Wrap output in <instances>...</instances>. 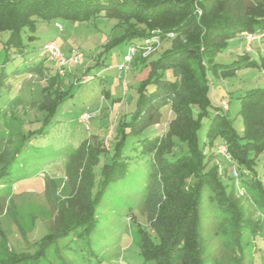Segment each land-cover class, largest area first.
Returning <instances> with one entry per match:
<instances>
[{
  "label": "trees",
  "instance_id": "trees-1",
  "mask_svg": "<svg viewBox=\"0 0 264 264\" xmlns=\"http://www.w3.org/2000/svg\"><path fill=\"white\" fill-rule=\"evenodd\" d=\"M239 1L242 0H0V31L9 33L5 42L8 58L12 48L15 55L27 52L28 42L37 38L38 19L53 21L65 16L85 20L102 12L108 18L117 19L116 25L124 29L120 36L108 39L105 47L109 50L121 43L137 45L140 56L137 52L132 62L134 59L145 61L152 54L151 51L144 55L147 40H151L150 45L155 50L162 39L172 44L152 61L150 76L140 87L137 108L130 119L119 121L116 136L105 141L91 134L68 153L65 178L69 195L52 199L55 215L51 231L38 242L37 252L23 254L4 264H40L41 257L51 246L60 252L61 241L68 242L67 249H72L73 242L78 240H86L89 247L90 235L99 221V204L109 188L126 178L130 170L129 138H140L150 126L158 125L161 109L167 104L174 113L168 127L130 143L133 144L131 149H136L135 154L150 156V170L142 195L149 191L153 178L158 180L162 194L153 231L137 225L142 235L140 254L146 262L154 260L155 264H219L206 260L208 254H204L199 242L203 187L210 188V184L216 193L212 198L226 215L221 223L222 231L229 236L226 246L235 253L237 261L248 256L247 250L254 238L264 235V221H254L249 215L247 207L237 198L236 182L250 185L255 191L256 205L264 209V181L255 168L259 155L264 152V87L252 89L241 97L239 113L243 126L238 132L228 114L230 101L222 98L220 108L213 106L210 82L211 70L224 75V68L233 69L232 64L215 60L229 38L245 32H264V1L245 16L237 11ZM136 37L144 42L135 43ZM73 49L62 51L68 54ZM42 54L48 56L44 45ZM37 61L16 71L40 74L41 69L47 76V84L41 86L38 93L41 98L34 102L42 116L30 120L41 124L22 135L20 144L13 147L12 156L6 160L1 158V183L9 179L19 153L35 137L47 133L62 104L73 97V87L88 82L84 77H96L88 75L91 64L84 62L65 67V74L61 75L56 61L55 73H50L43 62ZM252 62L255 61H249ZM167 68L173 69L171 79L163 75ZM3 77L2 74L0 96ZM73 78L78 80L76 84ZM148 82L153 83L151 89L147 88ZM223 99L229 103L227 109L221 104ZM211 108L216 111L201 142L199 131L205 118L210 116ZM2 110L0 108V119L5 116L6 110ZM85 113L89 114L83 111L80 121ZM221 145L227 146L229 158L219 152ZM177 150L181 153L172 158V154H178ZM222 161L239 166V169L234 167L237 177L233 175L234 170L231 175L226 174L231 179L228 185L224 183L227 167L223 169ZM66 257L60 252L62 264H72Z\"/></svg>",
  "mask_w": 264,
  "mask_h": 264
},
{
  "label": "rangeland",
  "instance_id": "rangeland-1",
  "mask_svg": "<svg viewBox=\"0 0 264 264\" xmlns=\"http://www.w3.org/2000/svg\"><path fill=\"white\" fill-rule=\"evenodd\" d=\"M261 1H239L237 11L245 16L248 11L255 10L254 6H258ZM117 23V19L108 18L103 12L93 14L85 20L65 16L53 21L38 19L37 38L28 42L27 52L15 55L12 48L9 50V58L5 46L9 33L0 31V76L4 75L0 108L6 110L5 116L0 119V160L12 156L13 147L20 144L22 135L41 124L30 120L42 116L34 102L41 98L38 93L41 86L47 84V76L41 69L40 74L18 73L16 70L24 69L26 65L38 60L37 62L41 61L48 67L50 73H55L58 64L46 54L43 55L44 52L42 54L43 45L55 41L64 51L73 48L83 51L86 56L84 63L91 64L88 75L96 76L95 79L84 77L88 82L73 87V97L62 104L53 123L48 126L47 133L35 137L19 153L17 161L12 165L9 179L0 182V264L23 254L34 255L37 252L38 242L51 231L55 215L52 199L56 196L64 199L69 195L65 178L68 153L91 134H97L105 141L116 136L119 121L123 118L130 119L137 108L141 96L140 87L150 76L152 61L172 47L169 40L162 39L156 50L152 48V54L145 61L134 59L127 71L122 70L120 66L123 56L128 53L130 44L121 43L109 50L105 47L108 39L118 37L124 31ZM60 25L63 29L59 28ZM259 33L262 34L258 35L259 39L255 41L253 48L248 45L246 50L241 36L229 38L227 45L216 54L215 60L225 65L232 64V71L226 67L224 75H217L212 70L210 72L213 106L220 108L222 98L230 101L228 114L238 132L242 131L243 126L239 113L241 97L252 89L264 87V32ZM134 42L143 43L144 39L141 41L136 37ZM253 49L255 53H252ZM137 56H140V52ZM99 59L104 62H98ZM250 60L255 62L249 63ZM163 75L173 78V69H165ZM73 80L74 84L78 82L75 78ZM152 85L153 83L148 82L147 88L151 89ZM161 110L158 125L150 126L140 138L168 127L174 113L170 104L163 106ZM83 111L91 115L89 125L80 121ZM215 111V108H211L210 116L203 121L199 131L201 142ZM140 138L130 137L128 140L130 170L126 178L109 188L99 204V221L90 235V246H86V240L73 242L72 249L66 248L67 241L59 243L60 252L67 256L68 262L155 264L154 260L146 262L140 254L142 235L137 225L153 231L152 227L157 223L160 212L162 194L158 180L153 178L149 191L142 195L150 170V156L135 154L136 149H131L133 144H130L134 139ZM177 153L171 157L176 158L181 152L177 150ZM222 162L223 169L227 167L225 175H231L234 167L239 169L237 164L234 166L226 161ZM2 168L3 164L0 162V170ZM255 168L264 181V152L259 155ZM229 175L224 177L225 185L231 182ZM193 180L194 178L191 179L192 182ZM244 184L236 182L237 198L247 207L254 221H264V209L256 205L255 191L250 185ZM209 186L206 189L203 187L204 200L199 210L202 216L199 242L204 254H208L206 260L219 264H264V235L254 238L247 250L248 256L241 261H237L235 253L226 246L229 236L221 228L226 215L220 209L218 201L212 198L216 193L210 184ZM60 252H56L54 246H51L39 263L62 264Z\"/></svg>",
  "mask_w": 264,
  "mask_h": 264
},
{
  "label": "built area",
  "instance_id": "built-area-1",
  "mask_svg": "<svg viewBox=\"0 0 264 264\" xmlns=\"http://www.w3.org/2000/svg\"><path fill=\"white\" fill-rule=\"evenodd\" d=\"M60 29H62V26H59ZM246 39L248 40V43H250L253 39L259 37L258 35L261 34H255L252 32H245L244 33ZM147 45H144L146 49L144 50V55H148L152 51V46L150 45L151 40L146 41ZM249 45V44H248ZM139 47L135 44L130 45L128 53H126L123 57V63L121 64V69L127 71L130 68V64L133 60L134 55L138 52ZM44 51L48 54L49 58L53 61H56L59 64L60 67V73L62 75L65 74V67H70L73 64H81L84 62L85 56L84 53L78 49H73L70 53L66 54L60 49L55 41H49L44 45ZM94 79L93 76L88 77ZM86 78V79H87ZM222 106L227 109L229 107V103L227 100L223 99L221 101ZM90 114L85 113L82 115L81 120L85 124H89L90 121ZM219 152L223 155H226V157L229 158L228 152H227V146L221 145L219 148ZM234 176H238V173L236 170H234Z\"/></svg>",
  "mask_w": 264,
  "mask_h": 264
},
{
  "label": "crops",
  "instance_id": "crops-1",
  "mask_svg": "<svg viewBox=\"0 0 264 264\" xmlns=\"http://www.w3.org/2000/svg\"><path fill=\"white\" fill-rule=\"evenodd\" d=\"M241 37L243 38V41H245V44L243 45V47L245 48V50L247 49L248 44L250 45L251 48H253L255 41H257V40L259 39V38H255V39H253L250 43H248V40L246 39V37H245L244 34L241 35ZM56 45H58L57 42H56ZM58 46H59V45H58ZM59 47H61V46H59ZM61 48H62V47H61ZM62 50H63V48H62ZM68 50H70V49H68ZM68 50H67V51H68ZM63 51H64V50H63ZM253 51H254V52H252V53H255V50H254V49H253Z\"/></svg>",
  "mask_w": 264,
  "mask_h": 264
}]
</instances>
